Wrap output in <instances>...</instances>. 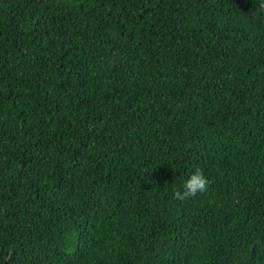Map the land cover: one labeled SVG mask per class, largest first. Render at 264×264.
I'll return each instance as SVG.
<instances>
[{
    "label": "trees",
    "instance_id": "trees-1",
    "mask_svg": "<svg viewBox=\"0 0 264 264\" xmlns=\"http://www.w3.org/2000/svg\"><path fill=\"white\" fill-rule=\"evenodd\" d=\"M259 3L0 0V264H264Z\"/></svg>",
    "mask_w": 264,
    "mask_h": 264
},
{
    "label": "clouds",
    "instance_id": "clouds-1",
    "mask_svg": "<svg viewBox=\"0 0 264 264\" xmlns=\"http://www.w3.org/2000/svg\"><path fill=\"white\" fill-rule=\"evenodd\" d=\"M258 7L264 10V0H260ZM210 181L205 178L201 169L197 168L183 184V191H175L174 198L180 201L195 197L197 193L207 191Z\"/></svg>",
    "mask_w": 264,
    "mask_h": 264
}]
</instances>
